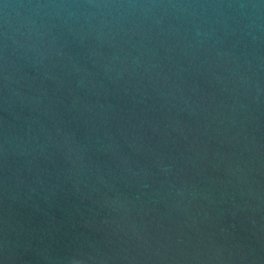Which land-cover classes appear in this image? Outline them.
<instances>
[{"label":"water","instance_id":"95a60500","mask_svg":"<svg viewBox=\"0 0 264 264\" xmlns=\"http://www.w3.org/2000/svg\"><path fill=\"white\" fill-rule=\"evenodd\" d=\"M0 264H264V0H0Z\"/></svg>","mask_w":264,"mask_h":264}]
</instances>
